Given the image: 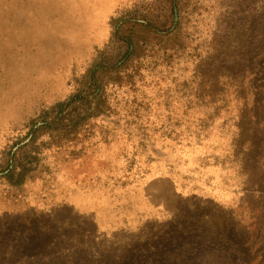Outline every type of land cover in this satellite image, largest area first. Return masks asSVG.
Returning <instances> with one entry per match:
<instances>
[{
  "label": "rangeland",
  "instance_id": "obj_1",
  "mask_svg": "<svg viewBox=\"0 0 264 264\" xmlns=\"http://www.w3.org/2000/svg\"><path fill=\"white\" fill-rule=\"evenodd\" d=\"M174 1L0 0V264H264V173L216 170L227 139L170 133L185 122L143 82L151 58L123 63L129 36L144 49L153 32L156 47L229 32L259 50L262 80L264 0H192L188 17ZM92 69L100 94L74 115L90 117L59 121ZM229 94L230 109L251 101Z\"/></svg>",
  "mask_w": 264,
  "mask_h": 264
},
{
  "label": "trees",
  "instance_id": "obj_2",
  "mask_svg": "<svg viewBox=\"0 0 264 264\" xmlns=\"http://www.w3.org/2000/svg\"><path fill=\"white\" fill-rule=\"evenodd\" d=\"M172 3H175V1L171 0ZM176 3L179 4V8H181L187 17L188 9L193 11L194 7H196L192 0H176ZM194 19L195 22L197 21V23L201 24L197 18ZM131 25H135L138 29H142V31L147 29L146 25L138 21H135ZM197 30L200 31V28H197ZM176 31H173L172 35L176 34L174 33ZM204 32L207 33L206 30ZM203 33L195 37L198 40L194 43L195 38H189L188 43H184L186 45L179 44L177 41H171L167 47H156L158 34L153 32V37L150 38L153 40V46L141 48L142 51L139 49L140 45H138L134 38L129 36L125 41L127 43V50L123 56V63L125 61L128 63L136 54L137 57L140 56L139 53L144 55V52L151 58L147 66L141 65L142 68H139L142 70L139 74L142 75L143 82L147 86L156 87L162 94L168 93L171 97L170 102L174 100L177 107L180 108V111L175 112V116L181 117V120L183 119L185 122V125L180 130L174 127L170 128V133L174 132L178 136L193 138L195 135L198 136L200 132L206 131L205 128L209 126L206 131L207 134L214 133L218 137L227 139V142L234 151L218 153L219 155L214 158V168L216 170L221 167L225 171L228 170L229 173L230 170L231 172H238L239 176L249 172L263 174L264 118L261 117L262 115L264 116V78L256 81L250 80V74L253 70L258 71V74L262 72L260 63H258L260 56H256L259 50H252L249 47L247 51H243L244 45L234 44L235 41L238 42V39L234 37V34H231V39L229 32L225 33L220 44H216L215 41L212 42L214 40L212 35ZM238 52H241L243 58H234V54ZM250 57L252 60L249 59ZM97 71V69L90 71L88 82L91 87L90 92H86L83 96L77 94L68 104L59 105L57 115L59 121L68 120L77 123L79 116H75L74 118L76 112L78 113L75 103L80 100H85L88 103L91 100L90 98H95V95L100 94V92L97 94L96 87L93 88V85L97 81ZM143 71H146V73ZM100 89L102 92L103 89ZM225 92H227V95L230 92V94L232 93L231 95L236 96H239L240 93L242 95L247 94L246 103H249L250 98L251 101L244 109H239L238 106L244 102L243 97L238 101L234 99L235 106H233V109H230L226 104L220 102L222 99H227L224 95ZM90 95L93 96L90 97ZM253 96H256V98L253 99ZM88 110L89 107L85 108L83 113L87 115L91 114L87 112ZM226 111L228 113L224 114ZM209 112L213 113L210 114ZM181 113H183L182 116ZM207 113L209 114L205 117ZM89 117L90 115L88 117L80 116V120L82 119L81 121H83ZM234 122L236 125L232 128L231 123L234 124ZM84 123L86 122L78 125L77 131ZM242 135L248 139L240 141ZM218 146L220 145L211 144L208 146L207 144H202L205 152L209 148L215 150ZM257 157L262 159L258 161ZM11 176L12 169L6 173V177ZM247 179L251 183L250 186H252L253 178L248 176ZM259 216H262L264 220V205L259 209ZM196 239L199 240V238ZM136 250H139V248Z\"/></svg>",
  "mask_w": 264,
  "mask_h": 264
},
{
  "label": "water",
  "instance_id": "obj_3",
  "mask_svg": "<svg viewBox=\"0 0 264 264\" xmlns=\"http://www.w3.org/2000/svg\"><path fill=\"white\" fill-rule=\"evenodd\" d=\"M175 12V19H176V9L174 10ZM28 140V138L25 141H22L21 144L25 143Z\"/></svg>",
  "mask_w": 264,
  "mask_h": 264
}]
</instances>
